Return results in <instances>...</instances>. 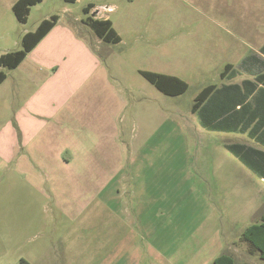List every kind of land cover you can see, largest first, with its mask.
Returning a JSON list of instances; mask_svg holds the SVG:
<instances>
[{"label":"rangeland","instance_id":"374dc122","mask_svg":"<svg viewBox=\"0 0 264 264\" xmlns=\"http://www.w3.org/2000/svg\"><path fill=\"white\" fill-rule=\"evenodd\" d=\"M11 1L0 0V54L23 48L24 34L52 13L63 15L68 8L79 20L88 17V0H45L21 22ZM93 1L116 5L101 11L122 37L105 50L107 74L115 82L107 77L99 89L100 96L108 94L107 103L112 93L116 104L122 102L121 152L108 133L100 139L108 137L106 145H86L89 159L50 160L63 148L56 143L33 144L27 152L36 147L34 160L25 161L19 142L7 159L10 145L0 140V264H24L23 259L29 264H214L223 253L234 255L237 264H264L241 240L243 230L264 212V181L245 167L243 136L202 128L191 111L198 92L221 81L222 59L231 53L228 10L242 14L257 0H234L235 7L232 0ZM89 41L105 53L94 33ZM142 69L181 76L189 88L164 94ZM6 72L11 88L20 71ZM4 98L0 89V134L16 118L13 99L4 106ZM117 187L135 188L130 209L139 208L137 197L151 191L148 216L165 223L153 252L133 257L121 247L131 227H138L109 220L130 212L114 205L120 200Z\"/></svg>","mask_w":264,"mask_h":264},{"label":"crops","instance_id":"0c3cea01","mask_svg":"<svg viewBox=\"0 0 264 264\" xmlns=\"http://www.w3.org/2000/svg\"><path fill=\"white\" fill-rule=\"evenodd\" d=\"M16 1H11L12 9ZM90 3L94 4L91 15L95 12L94 17L111 19L110 15L101 9L111 11L116 5H106V7L93 0H88L87 5ZM257 3L258 5L254 7V3L249 2L248 9H245L242 14H240L241 10H228L226 30L230 40L226 43V49L231 50V53L222 59L221 81L210 83L216 85L213 92L199 109L196 111L191 109V111L197 116L202 128L241 134L245 167L256 172L264 181V0H257ZM232 6L235 7L234 0L231 2ZM64 11L66 14L63 15L51 14L59 15L57 23L17 67L7 69L0 66V71L15 69L20 71V74H16L15 84L11 88L7 84L8 72H6L4 81L0 83V89L6 92L8 97L4 98V106L9 103L10 99H13V112L16 116L0 134V140L10 145L6 150V154H9L7 159L14 157L16 142H19L23 157L24 154L26 156L23 159L25 161L34 160L33 154H35L36 147L27 152L33 144L40 146L56 143H61L63 148L58 150L56 159H54L56 155H50V160L70 162L89 159L86 145H92V142L106 145L108 137L103 141L100 139L108 133L112 140L111 145L115 144L114 150L116 151L118 145L121 152L123 127L118 125V121L122 122L121 118L118 119V115L122 113V102L116 104L113 93L110 103H107L108 94L99 95L101 80L105 81L104 84H107L109 80L110 84L115 82L114 79L108 77L105 63L106 55L109 54L105 50H109L108 47L111 48L114 43L105 42L92 30H88L89 26L83 22V19L79 20L70 15L71 11L68 8ZM113 25L117 30L114 22ZM117 32L119 33L118 30ZM93 33L99 44H102L104 54L90 43L89 39ZM213 50L216 51V49ZM201 54L205 53L201 52ZM169 75L186 81L181 76ZM132 113L131 120H133ZM229 146L233 145L229 144ZM116 192L118 200L120 199L115 201L116 208L119 211L129 209L130 212L125 211L128 214L126 217H115L109 220L115 221L117 225L138 227H131L132 234L125 238L121 247L133 257H140L146 251L153 252L155 238H163L162 233L165 230L160 225L165 223L164 220L148 216L153 205L152 199H150V204L149 199L147 200L151 191L143 193L141 195L143 199L137 197L141 206L138 208L139 205L134 204L131 209L129 200L136 197L135 188L129 192L125 190L122 192L117 187ZM125 193H129V196H124ZM139 193L142 192L139 191ZM123 196L128 199L123 200ZM262 200L263 198L259 203ZM263 215L264 212L260 221ZM242 234L241 240H243ZM248 244L252 253L259 252Z\"/></svg>","mask_w":264,"mask_h":264},{"label":"trees","instance_id":"16d2710c","mask_svg":"<svg viewBox=\"0 0 264 264\" xmlns=\"http://www.w3.org/2000/svg\"><path fill=\"white\" fill-rule=\"evenodd\" d=\"M43 0H17L13 6V10L17 15V18L21 22H26L28 15L31 11V7ZM70 2H75L76 0H66ZM94 4H88L84 7L85 13L88 17L84 19L86 23L93 32L103 41L108 43H119L121 41V36L115 29L113 22L109 18H98L90 14ZM59 19L58 14H53L49 18L41 21L36 30L28 31L24 34L22 38L23 48L6 52L0 55V66L7 69H13L17 67L28 55V53L35 47V45L48 33V31L57 23ZM141 74L153 83L159 90L166 94L178 95L184 93L188 88V82L180 79L177 76L164 74L152 70H140ZM6 72L0 71V83L6 78ZM224 75V74H222ZM215 84H209L203 88L195 98L192 110L196 111L199 109L209 95L213 92ZM234 153L238 152L229 146ZM242 239L247 241L253 249L260 252V256L264 259V215L260 222L251 224L248 226L242 234ZM24 264H29L25 259H23ZM214 264H237L235 257L230 254H222L215 258Z\"/></svg>","mask_w":264,"mask_h":264}]
</instances>
